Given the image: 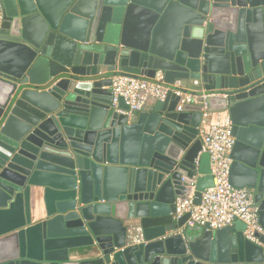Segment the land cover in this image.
<instances>
[{"label":"water","instance_id":"obj_1","mask_svg":"<svg viewBox=\"0 0 264 264\" xmlns=\"http://www.w3.org/2000/svg\"><path fill=\"white\" fill-rule=\"evenodd\" d=\"M0 5V264H264L241 222L174 217L183 178L195 205L213 186L201 106L177 110L170 91L128 115L109 91L117 77L196 81L182 91L229 117L228 183L264 229V0Z\"/></svg>","mask_w":264,"mask_h":264},{"label":"built area","instance_id":"obj_2","mask_svg":"<svg viewBox=\"0 0 264 264\" xmlns=\"http://www.w3.org/2000/svg\"><path fill=\"white\" fill-rule=\"evenodd\" d=\"M1 18L0 5V20ZM184 84L176 81L173 85L166 86L160 73H156L148 81L117 77L112 80L109 88L111 103L116 107L117 100L121 98L128 107L125 113L130 115L144 110L148 102L163 101L171 91L179 98L177 110L185 104L201 106L200 140L202 152L209 156L213 186L201 193L199 204L195 205V179L183 178L182 182L188 185V191L184 199L175 201L174 217L179 219L188 215L187 226H207L210 230L231 226L236 221L241 222L244 225V238L264 249V229L258 223L257 211L252 204L249 190L235 189L228 183L231 164L229 154L234 145L230 119L222 115L213 118L207 112L206 97L186 94L182 91L188 90ZM191 85L196 87L197 82L193 81ZM211 119L215 121L210 122ZM134 234L132 240L139 242L140 230L136 229Z\"/></svg>","mask_w":264,"mask_h":264},{"label":"crops","instance_id":"obj_3","mask_svg":"<svg viewBox=\"0 0 264 264\" xmlns=\"http://www.w3.org/2000/svg\"><path fill=\"white\" fill-rule=\"evenodd\" d=\"M136 31H139V30L137 29L136 25H133L132 32L135 33ZM184 86H185L188 90H190V91H196V90H198V87H194V86H192L191 83H189V84H188V83H185ZM155 103H156V102H148V103L146 104L144 110H147V111L151 110V108L153 107V105H154ZM213 116H214V115H213ZM213 121H215V119H211V120H210V122H213Z\"/></svg>","mask_w":264,"mask_h":264}]
</instances>
